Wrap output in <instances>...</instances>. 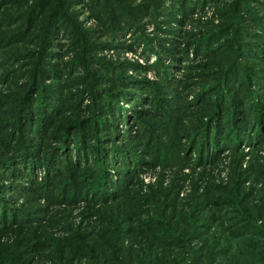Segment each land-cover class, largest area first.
Returning <instances> with one entry per match:
<instances>
[{
    "label": "rangeland",
    "instance_id": "obj_1",
    "mask_svg": "<svg viewBox=\"0 0 264 264\" xmlns=\"http://www.w3.org/2000/svg\"><path fill=\"white\" fill-rule=\"evenodd\" d=\"M228 2L210 0L197 6L181 26L173 24L179 31L177 35L155 32L152 24L145 25L147 34L167 37L165 47L179 57L171 73L180 82L183 80L187 89L181 87L179 98H175L173 91L181 83L172 85L170 108L151 126L149 134L140 125L157 118L153 102L145 104L139 99L138 109L148 111L142 113L144 118H135L129 111L128 119L117 123L107 145L117 146L122 157L130 156L127 165L103 162L93 147L87 148V156L81 155L79 163L73 147L63 156V152L54 156L52 147L59 145L56 138H41L36 145L35 133H26L30 144L34 143L32 150L45 165L58 159L54 169L59 172L55 174L43 166L24 178L18 174L9 180L0 174L5 184L2 191H7L0 194V264H264V250L251 248L254 240L264 243V113L256 133L251 121L256 116H242L250 125L246 141L219 144L215 152L204 148L199 138L207 120L205 110H201L206 106L199 101L208 100L211 86L213 96H220L223 86L220 80L216 82L215 67L230 62L233 56L225 53V44H217L216 50L208 53L205 49L210 47L195 48L193 39L206 28L221 24L220 9ZM251 5L258 9L257 3ZM80 15L85 26H95L85 8ZM133 39L131 32L118 35L116 46L106 47L96 55L121 63L154 64L155 55L144 50L141 43L128 48ZM59 41L63 43L60 58L66 61L70 57L66 46L69 38L61 35ZM256 45L264 48V40ZM19 48L11 50L7 64L0 63V75L6 71L15 82L8 87L0 83L3 94L22 83V76H14L23 73L24 61H17L15 54L25 49ZM259 56L263 62L257 69H263L260 74L264 82V53ZM169 57L165 63L170 65ZM240 62L239 67L248 65L247 58ZM128 71L139 78L158 79L152 68ZM239 74L241 79L242 72ZM200 75L204 76L201 80ZM83 87L77 84L75 89ZM249 89L260 101L255 108L264 110V88L251 85ZM202 94L205 96L200 98ZM89 102L85 94L82 107ZM0 123V135L12 131L6 129V119ZM11 141L15 142H11L12 146L17 142ZM0 146V152L9 151L3 137ZM134 146L138 153L129 149ZM108 153L109 158L115 157V153ZM86 174L100 186H91ZM105 175L109 177L106 187L102 186ZM10 183L17 187H7ZM101 189H107L106 195L94 196ZM2 213L6 215L4 220ZM245 223V229L237 231Z\"/></svg>",
    "mask_w": 264,
    "mask_h": 264
},
{
    "label": "trees",
    "instance_id": "obj_2",
    "mask_svg": "<svg viewBox=\"0 0 264 264\" xmlns=\"http://www.w3.org/2000/svg\"><path fill=\"white\" fill-rule=\"evenodd\" d=\"M208 1L210 0H0V58H3L0 63L7 64L10 58L8 54L12 49H25L22 54H15L17 61H24V65H21L23 73L14 75L15 79L22 76V83L15 84L16 88L8 89L6 94L0 92V120L6 119L9 126L6 129H12L7 134L0 135L9 148V151L3 149L0 152V174L9 180L18 174L24 178L43 166L55 174L59 172L54 169L58 159L45 165L38 153L32 150L34 143L30 144L26 133H35L36 145L41 138H44L43 141L56 138L59 145L52 147L55 148L54 156L58 152H63L62 155L59 154L63 156L73 147L75 154L79 156L76 160L79 163L80 156H87V148L93 147L103 162L127 165L131 157H122L123 152L117 146L107 145L117 125L128 119L129 111L135 118L143 119L142 113L148 111L137 107L141 106L139 99H143L145 104L153 102L152 107L157 117L153 122L140 125L149 134L151 126L158 123L161 114L170 108L171 99L168 95L172 93V85L181 83L173 91L175 98H179L181 87L187 89L186 83L183 80L180 82L171 73L179 57L172 49L165 47L167 37L147 34L145 25L152 24L155 32L177 35L179 31H176L173 24L181 26L197 6ZM254 2L258 4V9L251 5ZM83 8L88 11L90 20L94 21V27L85 26L79 20ZM220 10L223 19L221 24L216 28H206L199 37L193 39L195 48L210 47L205 49L208 53H213L217 44H225V53L233 56L230 62L225 61L215 67L218 70L216 82L220 80L219 84L223 86L220 96H213L211 86L208 100L199 101L206 106L201 107V110H205L207 119L200 129V144L215 152L221 146L219 144L226 146L229 141L248 140L249 133L246 131L250 125L244 121L245 118H249L251 114L256 116L251 120L256 133L257 126L261 127V115L264 113L263 108H255L260 105V101L256 100L257 94H252L249 89L251 85L264 88L263 74H260L263 69H257V65L263 62L259 54L264 53V48L260 49L256 45L261 39L264 40V1L230 0ZM130 32L134 39L128 48L135 46L136 42L141 43L144 50L155 55L154 64L141 66L138 63H121L96 55L106 47L116 46L118 35ZM61 35L69 38L66 46L70 57L66 61L60 58L59 48L63 45L59 41ZM104 37L107 39H103ZM178 50L186 52L181 48ZM167 57L170 58L169 62L172 61L170 65L165 63ZM242 58H247L248 65L239 67ZM12 60L13 58L10 61ZM129 68L145 71L152 68L158 79L152 81L139 78V75H131L128 73ZM240 72L242 78L238 79ZM199 77L201 80L204 76ZM13 82L6 71L4 75H0V83L5 86H11L15 83ZM77 84L87 87L75 89ZM147 89L150 91L144 94L143 91ZM205 92L207 90L203 94ZM85 94L90 102L82 107L81 101ZM203 94L200 98L205 96ZM245 115V118L242 117ZM14 139L17 142L12 146L11 142H15L11 140ZM16 145L19 147L14 148ZM129 149L138 153L135 146ZM108 152L115 153V157L109 158ZM5 153L10 155L6 156ZM5 169L7 172H3ZM98 170L101 171L102 168L98 167ZM96 173L97 170L94 176ZM85 176H88L91 186H100L88 174ZM108 178L107 175L103 177L102 186L109 184ZM9 186L14 189L17 187L11 183L7 187ZM4 187L5 184L0 180V194L7 192L2 191ZM106 190L101 189L94 196L104 197ZM5 216L2 213L3 220ZM246 225L237 227V231L244 230ZM253 230L250 225V233ZM171 243L168 241V244ZM251 248L264 250V243L254 240Z\"/></svg>",
    "mask_w": 264,
    "mask_h": 264
}]
</instances>
